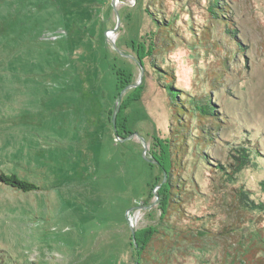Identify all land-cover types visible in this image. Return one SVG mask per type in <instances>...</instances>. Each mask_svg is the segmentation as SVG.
<instances>
[{
    "label": "rangeland",
    "instance_id": "obj_1",
    "mask_svg": "<svg viewBox=\"0 0 264 264\" xmlns=\"http://www.w3.org/2000/svg\"><path fill=\"white\" fill-rule=\"evenodd\" d=\"M211 1L0 0V260L264 264V0Z\"/></svg>",
    "mask_w": 264,
    "mask_h": 264
},
{
    "label": "trees",
    "instance_id": "obj_2",
    "mask_svg": "<svg viewBox=\"0 0 264 264\" xmlns=\"http://www.w3.org/2000/svg\"><path fill=\"white\" fill-rule=\"evenodd\" d=\"M221 1L222 0H212L211 5L209 7V12L213 15V17L218 19L220 22H223L224 24H226V26L230 27V23L228 22L229 20H227V18H225V14H224L226 12L225 6L222 5ZM229 33H232V31H230ZM141 47H143V44H139V48H141ZM140 50H139L138 59L141 63H143L142 55L140 54ZM225 64L226 63L223 61L224 67H225ZM114 75L116 78L115 88L119 91L132 83L131 82L132 80L130 79V74H128L127 71L123 68H119L117 70L114 69ZM170 85H171V88H173L176 91H179L175 87H173V85L171 83H170ZM138 88L139 87H137V89ZM138 97L139 96L137 95V93H133V95L131 97H129L128 99H126L124 101V103L122 104V109L120 110V113L118 114L116 125H115V127H116L115 132H117V134L120 137H122L123 139L126 137L123 132H124V127H125V122L127 121V118L122 116L123 115L122 114L123 109H126L129 105V103L131 101L136 100ZM178 100L180 103L177 107V112L182 113V108L185 109L187 107V104H186L185 100H181L180 97L178 98ZM190 105L194 106L195 111H196V116L199 118V122L202 123L206 119H210V120L211 119H218V112H216V110L213 107V104L210 102V100L205 101V100H203L202 97H201V99L198 97V98L194 99L193 102L190 103ZM244 151H245V153L242 152V154H240V155H235L236 163H234L235 167L233 169V173L234 172L237 173V172L241 171L243 168H245L246 166H248L250 164L251 158H250V154L248 152L249 150L247 151V149L245 148ZM165 162L169 165V168L172 166L171 161L167 160ZM218 167L223 169V171L227 173V170L225 169V167H223L221 165H218ZM0 183L11 186V187H13L19 191H23V192H28V191H31V190L38 188V186L34 182H31L27 179H23L15 173L7 174L4 172H0ZM169 185H170V179L166 180V183L164 186L166 188H163V192L167 193L166 196L167 195L169 196V194H171V189H170ZM167 186H169V187H167ZM168 201H169V198L166 199L165 203H168ZM238 201L240 203H242L243 206H245L247 208L255 209L254 206L258 207L259 209L264 208L263 204L256 205L252 201H250L248 194L244 190L239 191ZM0 264H7V263L2 259V260H0Z\"/></svg>",
    "mask_w": 264,
    "mask_h": 264
},
{
    "label": "water",
    "instance_id": "obj_3",
    "mask_svg": "<svg viewBox=\"0 0 264 264\" xmlns=\"http://www.w3.org/2000/svg\"><path fill=\"white\" fill-rule=\"evenodd\" d=\"M121 54H124L123 52H121ZM125 55V54H124ZM134 85H136V84H134ZM115 119H116V112H114V114H113V122H114V124H115ZM148 159V158H147ZM149 160V159H148ZM133 235H134V231H133Z\"/></svg>",
    "mask_w": 264,
    "mask_h": 264
}]
</instances>
